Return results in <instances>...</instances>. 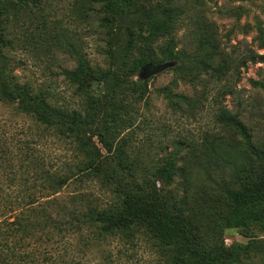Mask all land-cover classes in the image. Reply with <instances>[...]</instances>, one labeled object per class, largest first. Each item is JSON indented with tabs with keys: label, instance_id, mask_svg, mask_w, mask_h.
<instances>
[{
	"label": "trees",
	"instance_id": "trees-1",
	"mask_svg": "<svg viewBox=\"0 0 264 264\" xmlns=\"http://www.w3.org/2000/svg\"><path fill=\"white\" fill-rule=\"evenodd\" d=\"M99 2L98 21L108 37L105 53L111 63L101 67L75 53L73 67L60 69L75 97L70 103L51 86L21 80L16 72L19 53L51 40L33 32L41 0H0V110L22 126L17 131L16 125L5 124L0 135V264H37L46 248L73 236L82 251L102 248L111 238L129 245L138 239L153 242L162 256L157 264H250L238 251L213 242L220 224H264V148L250 142L238 116L223 110L217 120L241 135L248 150L229 144V157L218 150L214 173L210 163L204 165L212 187L202 191L201 214L188 215L193 208L187 196L177 198L163 189L177 173L174 157L153 167L130 140L134 114L147 93V79L132 76L145 63L173 61V82H193L202 74L221 79L228 68L216 62V39L202 35L194 48L178 47L175 32L184 13L179 0ZM254 41L264 50L262 27ZM238 56H229V77L238 71L235 64L264 62V54L251 49ZM117 57L121 61L114 64ZM252 83L264 91V81ZM94 84L102 88L99 94ZM159 91L170 104L180 100L169 86ZM53 137L72 151L61 165L46 162L37 149ZM73 181L79 189L62 195ZM91 183L97 191L86 193L83 187ZM260 249L250 254L244 248V253L264 264ZM113 261L107 264H117Z\"/></svg>",
	"mask_w": 264,
	"mask_h": 264
},
{
	"label": "rangeland",
	"instance_id": "rangeland-1",
	"mask_svg": "<svg viewBox=\"0 0 264 264\" xmlns=\"http://www.w3.org/2000/svg\"><path fill=\"white\" fill-rule=\"evenodd\" d=\"M81 1L41 0L33 32H43L51 40L17 55L22 60L16 70L21 80L47 84L58 97L70 103H74L75 97L60 69L73 67L75 53L101 67L106 68L111 63L105 53L108 37L98 21L100 2ZM179 4L184 13L175 32L178 47L190 50L196 46L199 37L214 38L220 52L216 62L228 69L218 80L202 74L193 82L179 79L173 82L176 75L172 67L176 63L172 61L171 67L147 78V93L139 103L138 113L134 114V133L130 140L134 149H140L145 161L153 167L161 165L169 155L174 157L177 173L163 189L177 198L186 195L190 208H193L187 214L192 215L202 213L199 204L205 196L203 192L212 187L204 165L210 163L214 173L218 150L229 157V144L248 150L247 141L241 135L234 134L217 120L221 111L230 110L236 114L248 128L250 142L264 148V91L252 83L264 81V62L247 61L244 66L235 64L238 73L229 77V56L231 59L239 57L247 49L264 54L254 41L257 28L264 29V0H179ZM120 61L121 57H117L113 62L118 64ZM139 71L132 76L134 80L140 79ZM93 86L99 94L102 88L97 84ZM163 86H169L180 100L170 104L159 91ZM5 124L7 127L17 126L8 112L0 110V135L6 128ZM20 126L16 127L17 131H20ZM37 149L46 162L55 165H61L72 157V151L64 142L54 137L42 141ZM223 168V174L229 180V165ZM218 174L214 175L216 180L220 179ZM77 189V182H69L61 194L65 196ZM83 189L92 193L97 191V185L91 183ZM95 195L103 196L99 192ZM195 217L202 219L201 215ZM217 232L214 243L217 241L228 250L238 251L247 263H259L257 259L251 261L244 248L251 249L250 254H259L260 247L264 248V224L247 228H229L220 224ZM152 243L138 239L129 245L111 238L102 248L83 247L82 251L76 237H64L46 248V255L38 254L37 264H107L110 259L117 264H157L162 258L161 251Z\"/></svg>",
	"mask_w": 264,
	"mask_h": 264
},
{
	"label": "water",
	"instance_id": "water-1",
	"mask_svg": "<svg viewBox=\"0 0 264 264\" xmlns=\"http://www.w3.org/2000/svg\"><path fill=\"white\" fill-rule=\"evenodd\" d=\"M173 65L172 61H164L159 64H153V63H145L138 73L139 78L142 80H146L147 78L151 77L152 75L163 71L164 69L171 67Z\"/></svg>",
	"mask_w": 264,
	"mask_h": 264
}]
</instances>
